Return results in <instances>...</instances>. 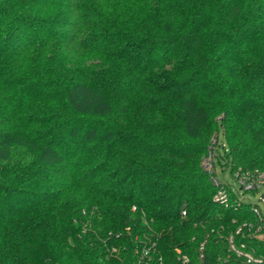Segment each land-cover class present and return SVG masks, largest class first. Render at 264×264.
<instances>
[{
    "label": "trees",
    "instance_id": "16d2710c",
    "mask_svg": "<svg viewBox=\"0 0 264 264\" xmlns=\"http://www.w3.org/2000/svg\"><path fill=\"white\" fill-rule=\"evenodd\" d=\"M219 131L264 169V0H0V264H243Z\"/></svg>",
    "mask_w": 264,
    "mask_h": 264
},
{
    "label": "built area",
    "instance_id": "2783aa9c",
    "mask_svg": "<svg viewBox=\"0 0 264 264\" xmlns=\"http://www.w3.org/2000/svg\"><path fill=\"white\" fill-rule=\"evenodd\" d=\"M212 142L215 143L216 139ZM211 149L212 146L208 154L203 157L202 167L209 173L215 187L212 200L224 207L248 204L253 214L252 220L238 221L234 232L226 238L228 257L234 256L243 264H264V193L258 197L260 205L251 204L245 198V193L255 194L264 186V169L241 167L234 169L232 175L238 185V188H234L216 177L215 154ZM181 215H186V212L183 210ZM237 236L241 237V240L236 241ZM254 240L258 242V245L250 244ZM202 249L203 243L200 245V250ZM144 254H147L146 251ZM186 260L184 258V261ZM227 261L228 258L221 259L220 264H225Z\"/></svg>",
    "mask_w": 264,
    "mask_h": 264
},
{
    "label": "rangeland",
    "instance_id": "374dc122",
    "mask_svg": "<svg viewBox=\"0 0 264 264\" xmlns=\"http://www.w3.org/2000/svg\"><path fill=\"white\" fill-rule=\"evenodd\" d=\"M167 80L165 79H155L154 83L160 87H163L166 85ZM223 116V113H217V112H213L212 114V118H214L215 120L221 119V117ZM162 131H160L161 133H165V134H172V133H181L180 129L178 127H173L170 126L168 128H164L161 129ZM164 130V131H163ZM218 142H219V147L216 149V147L214 148L213 152L215 154V171H216V177L219 179V181L227 183L229 185H231L234 188H238V185L235 181V179L233 178L232 172L230 171V167H227V169L225 171H222V167L220 166V164L218 163V159H220L219 155L223 154V147H221V144H223V146H225L224 144V139H223V135L222 132L219 131L218 133ZM216 143V142H215ZM221 162H224L223 159H220ZM264 193V186L259 188L258 191L253 194V193H245V198L247 199V201L251 204L253 203H257L260 205V201H258V197L260 194Z\"/></svg>",
    "mask_w": 264,
    "mask_h": 264
}]
</instances>
